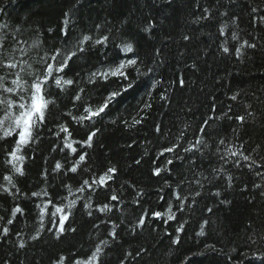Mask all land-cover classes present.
Instances as JSON below:
<instances>
[{
  "label": "trees",
  "instance_id": "16d2710c",
  "mask_svg": "<svg viewBox=\"0 0 264 264\" xmlns=\"http://www.w3.org/2000/svg\"><path fill=\"white\" fill-rule=\"evenodd\" d=\"M203 15L208 18L197 21ZM150 21L154 27L145 32ZM83 34L109 39L85 45L59 74L73 84L62 89L54 82L46 85L45 96L53 103L19 153L25 157L18 165L23 175L6 163L16 137L0 138V264H56L61 256L72 264L97 245L102 248L99 264H189L187 258L191 264H264V0H0V77L10 87L19 72L30 84L35 76L27 75L28 65L41 74L56 49L73 48ZM245 41L255 47L245 44L237 54ZM126 43L133 45V53L122 51ZM129 58L138 60L127 69L135 87L100 116L73 119L129 82L91 74ZM5 62L18 67L4 68ZM0 98L19 100L2 91ZM61 124L76 141L99 131L91 147L78 143L76 153L61 151ZM173 145L179 147L160 155ZM229 149L238 155H229ZM81 153L85 161L77 172L69 171ZM241 153L250 159L243 160ZM113 166L117 171L106 186L78 190L84 180L91 184ZM113 194L117 201L111 200ZM89 203L92 207L85 208ZM104 204L112 210L100 212ZM38 205L46 206L39 233ZM16 206L23 211L13 216ZM169 206L173 220L152 215ZM55 207L69 214L65 229H75L60 239L54 228L48 231L60 215L51 216ZM181 225L183 231L177 232ZM114 226L115 239L109 236ZM176 236L179 244L172 243Z\"/></svg>",
  "mask_w": 264,
  "mask_h": 264
},
{
  "label": "snow or ice",
  "instance_id": "6c2138e0",
  "mask_svg": "<svg viewBox=\"0 0 264 264\" xmlns=\"http://www.w3.org/2000/svg\"><path fill=\"white\" fill-rule=\"evenodd\" d=\"M208 9H205L204 12L207 14ZM255 11V9H253ZM65 16H68V13H65ZM207 15H203L201 17H197V21L200 19H207ZM65 26L68 24V20H64ZM100 26L97 25V28ZM154 27L153 22H149L147 27L144 29L145 32H149ZM224 27H227V25L223 26L220 31L221 34L224 32ZM62 32H64V35H67V32L62 29ZM189 37L185 36L184 39H188ZM108 36H102L96 39H93L91 35L83 34L80 38H78L76 44L73 46V48L68 49L67 51L56 49L54 53L51 55L50 59L52 63H46L45 67L43 68V71L41 74H34L30 68L31 66L28 65L29 71L27 72V75L29 76H35V78L32 80V82L29 84L28 81L24 80L20 73H15V78L11 80L12 86H7L5 84V78L0 77V91L12 94L13 96H18L19 100H14L11 98H0V108L4 111V116L0 117V132H2V136L0 138L6 139L8 137L15 136V143L13 148L7 153V155L10 157L9 160L6 161L7 164L11 165L12 170L19 175H23V169L22 167L18 166L20 162H22L25 157L23 155H20L22 149L29 145L33 140V131L39 127V125L43 124L45 122V112L48 109V106L50 103H53V101L49 100L45 96L46 92V85H48L50 82H54L55 85L59 88H63V85H71L74 83L71 79H64L63 76H60V73H64L65 69L69 67L70 62L73 61V58L78 56V53H83L86 48L85 45L94 46V45H103L106 44L108 41ZM232 39L236 40L237 35L235 33L232 34ZM245 44H248L247 41L244 42L239 48H236L237 54L240 53L241 48L244 47ZM248 47H255V45L248 44ZM223 51L225 53L229 52V48L226 46H223ZM122 51L124 53H133L134 48L131 43H126L122 47ZM138 63V60L136 58H129V59H121L117 63L114 64V66L108 67L103 72H94L91 74L92 77H96L97 75L101 76L105 80H107L109 77H116L118 79L129 81L126 85H122L119 91H113L108 94L107 97L104 98V102L97 106L96 108H93L91 106L84 107V113L86 115H82L80 117H73V119H76L78 121H84V120H92L94 117L100 116L102 113L108 109L110 104L116 101L117 97L122 96L125 92L129 91V89H132L135 87V82L129 80V74L127 72V69L130 67H135ZM2 67L7 69H16L18 65L15 62H5L2 64ZM21 71H24V68H21ZM138 71V70H137ZM151 71V69H149ZM89 82H94V80L90 79ZM159 81H155L152 83L151 87L155 88L156 84H158ZM180 84L183 85L184 81L181 79ZM83 91V90H81ZM27 94V96L25 95ZM81 97L77 95L74 99L79 100ZM233 100L236 99V96L232 97ZM146 107H150V105H146ZM236 119L238 121L243 122L244 117L243 116H237ZM140 121L136 120L134 123H139ZM207 123V121H205ZM60 129V133H64L63 136L64 145L60 149L63 151L65 148L69 149L72 153H76V148L73 147L74 144H82L87 145L88 147L92 146V140L93 137L96 135V132L99 131L98 129L96 131H92L88 134L87 138L84 141H76L74 139H71L72 132L69 130L67 125L61 124L58 125ZM201 131H204V129H201ZM59 135V133H57ZM197 143H201L200 140H197ZM221 144L224 143L223 140L220 141ZM179 147V145H173L172 147L163 149L160 153V155H164L165 152H173L175 149ZM190 149H185V151H189ZM228 154L231 156H237L238 152L233 151L231 149L228 150ZM242 155V153L240 154ZM243 160L247 161L250 159L249 156L242 155ZM86 159V153H81L78 156V160L75 162V164L69 169V171L75 173L77 172L78 165L84 162ZM140 161H137L139 163ZM172 161L169 160L168 164H171ZM61 164L57 162L56 169H60ZM116 168L110 167L108 168L102 175L99 176L98 179H93L92 183L90 184L88 180H84L83 186L78 189L79 191L83 192L85 190V186L91 187L92 184L97 185L98 187H104L107 185V183L112 180L114 174L116 173ZM161 169L157 167L154 169V174H159ZM4 179L8 181L9 184H12V177L9 175H5ZM15 187V185H12ZM4 191H8L7 188L4 189ZM69 192H71V188L69 187ZM45 196L47 195V192L43 193ZM33 196H40L41 193H32ZM177 200H181V197L178 193H174ZM199 195V193H197ZM219 195V193H217ZM112 201H117L118 197L113 194L111 197ZM48 204H51L52 201L49 200L47 202ZM75 204V201H70L68 207L70 208L72 205ZM40 207V217H41V226L40 229H38V233L40 230L43 229V217L45 215V207ZM92 205L85 204V208H91ZM98 210L102 213L109 212L112 210V207L109 204H104L102 206H98ZM180 210H183V205L181 204ZM23 209L19 206H16L14 209H12V215L15 216L17 213H22ZM57 214L59 215L58 219H52L51 224L52 228H49L48 231H53V228L55 229L54 235L57 239L61 238V235L64 234L66 231H72L75 232L74 228L65 229V221L68 219V213L64 212V208L62 207H55V211L51 212V216L53 218L57 217ZM89 215L92 213L89 212ZM152 215L154 217L160 218L162 215L167 216V219L173 220L175 218V214L172 212L171 206L167 209L165 213L161 212H153ZM0 219H3V217H0ZM145 222L144 218L142 217L139 220V225H143ZM8 224H12L13 220L8 219ZM207 223V222H205ZM177 232L183 231V225H181L179 228L176 229ZM9 232V229L5 227L3 229V233L7 235ZM38 233L35 236H32L31 238L33 240L38 238ZM203 231L198 233V235H203ZM117 233L115 232V226L113 227V230L109 232V236H111L113 239L116 238ZM102 244H107V241H102ZM173 244H179L180 243V237L176 236L172 240ZM21 248L24 247L23 242L19 245ZM207 248H211L213 246H206ZM102 252V248L100 245H97L95 250L91 252L90 255H88L85 258H75L72 261V264H99V258L100 253ZM131 255V253H129ZM196 255V254H194ZM67 257L61 256L56 261V264H65V261L67 260ZM189 264H191V258H187Z\"/></svg>",
  "mask_w": 264,
  "mask_h": 264
}]
</instances>
